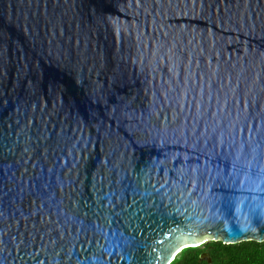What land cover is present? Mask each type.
Instances as JSON below:
<instances>
[{
    "label": "water",
    "instance_id": "95a60500",
    "mask_svg": "<svg viewBox=\"0 0 264 264\" xmlns=\"http://www.w3.org/2000/svg\"><path fill=\"white\" fill-rule=\"evenodd\" d=\"M207 240L264 241V0H0V264Z\"/></svg>",
    "mask_w": 264,
    "mask_h": 264
},
{
    "label": "trees",
    "instance_id": "16d2710c",
    "mask_svg": "<svg viewBox=\"0 0 264 264\" xmlns=\"http://www.w3.org/2000/svg\"><path fill=\"white\" fill-rule=\"evenodd\" d=\"M171 264H264V241L228 245L211 240L201 247L184 249Z\"/></svg>",
    "mask_w": 264,
    "mask_h": 264
},
{
    "label": "rangeland",
    "instance_id": "374dc122",
    "mask_svg": "<svg viewBox=\"0 0 264 264\" xmlns=\"http://www.w3.org/2000/svg\"><path fill=\"white\" fill-rule=\"evenodd\" d=\"M207 241H210V240H207Z\"/></svg>",
    "mask_w": 264,
    "mask_h": 264
}]
</instances>
